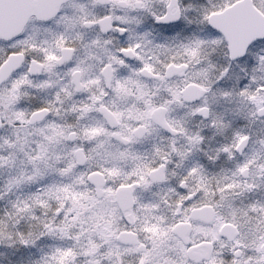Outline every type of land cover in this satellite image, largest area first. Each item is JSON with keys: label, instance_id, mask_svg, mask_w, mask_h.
<instances>
[{"label": "snow or ice", "instance_id": "6c2138e0", "mask_svg": "<svg viewBox=\"0 0 264 264\" xmlns=\"http://www.w3.org/2000/svg\"><path fill=\"white\" fill-rule=\"evenodd\" d=\"M0 264H264V0H0Z\"/></svg>", "mask_w": 264, "mask_h": 264}]
</instances>
